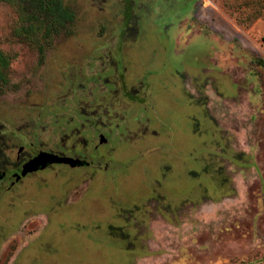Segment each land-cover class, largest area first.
Instances as JSON below:
<instances>
[{"label": "rangeland", "instance_id": "rangeland-1", "mask_svg": "<svg viewBox=\"0 0 264 264\" xmlns=\"http://www.w3.org/2000/svg\"><path fill=\"white\" fill-rule=\"evenodd\" d=\"M63 3L0 2V141L91 164L0 188V264H264V0Z\"/></svg>", "mask_w": 264, "mask_h": 264}, {"label": "trees", "instance_id": "trees-1", "mask_svg": "<svg viewBox=\"0 0 264 264\" xmlns=\"http://www.w3.org/2000/svg\"><path fill=\"white\" fill-rule=\"evenodd\" d=\"M11 5L18 14L22 25L15 29L14 35L23 41L29 36L43 32L50 41V36L65 31L74 19V12L64 5L63 0H0ZM128 16V11H127ZM10 64L7 55L0 53V83L7 86L6 73Z\"/></svg>", "mask_w": 264, "mask_h": 264}, {"label": "flooded vegetation", "instance_id": "flooded-vegetation-1", "mask_svg": "<svg viewBox=\"0 0 264 264\" xmlns=\"http://www.w3.org/2000/svg\"><path fill=\"white\" fill-rule=\"evenodd\" d=\"M103 139H104V137H103ZM105 141L106 140L104 139V142ZM99 143H101V142L99 141ZM4 144H5L4 141H2V142L0 141V188L2 186L6 187V188H8L9 186H13L15 183L21 181V179L23 177H25L28 174H31L32 172H29V173L25 174L24 176H22L21 172H22L23 166H24V164L29 162L31 159L35 158L41 152L54 154V155H57L59 157H69V158H73L74 160L82 161V165L76 166V167H89V165L91 164L90 162H89L90 164L87 163L88 161L86 159H84L83 155L77 154V155L73 156V154H70V153L66 154V153H62L59 151L51 152V151L42 150V151L35 152L34 154H32L30 156L21 157V153H23V151H24L23 146L18 147L16 154L13 155V159L10 160L7 153H6L7 148H5ZM13 148L14 147H9L10 150H13ZM71 156H73V157H71ZM55 164H57V163H55ZM55 164H50V165L46 166V168L51 167L52 165H55ZM61 165H66V166L70 167V165H68V164H61ZM70 168H73V167H70Z\"/></svg>", "mask_w": 264, "mask_h": 264}, {"label": "water", "instance_id": "water-1", "mask_svg": "<svg viewBox=\"0 0 264 264\" xmlns=\"http://www.w3.org/2000/svg\"><path fill=\"white\" fill-rule=\"evenodd\" d=\"M100 142H104L103 137H100ZM80 162V163H79ZM68 164L70 167L81 166L82 161L74 160L69 157H59L54 154H49L45 152H41L35 158L31 159L29 162L24 164L21 175L24 176L29 172H34L39 169H44L46 166L50 164Z\"/></svg>", "mask_w": 264, "mask_h": 264}]
</instances>
